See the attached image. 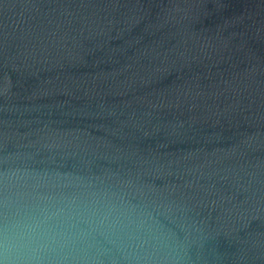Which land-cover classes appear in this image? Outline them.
<instances>
[{"label": "water", "instance_id": "obj_1", "mask_svg": "<svg viewBox=\"0 0 264 264\" xmlns=\"http://www.w3.org/2000/svg\"><path fill=\"white\" fill-rule=\"evenodd\" d=\"M0 264H264V0H0Z\"/></svg>", "mask_w": 264, "mask_h": 264}]
</instances>
